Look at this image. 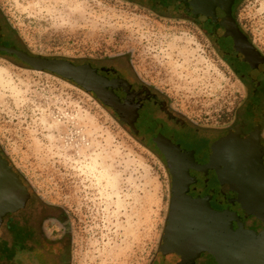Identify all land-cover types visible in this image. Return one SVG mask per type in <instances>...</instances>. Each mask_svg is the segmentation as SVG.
I'll return each mask as SVG.
<instances>
[{"label":"rangeland","instance_id":"rangeland-1","mask_svg":"<svg viewBox=\"0 0 264 264\" xmlns=\"http://www.w3.org/2000/svg\"><path fill=\"white\" fill-rule=\"evenodd\" d=\"M233 15L264 55V0H238ZM0 24L9 43L34 56L80 65L129 55L137 73L192 121L216 126L242 116L244 89L224 55L171 9L146 0H0ZM1 152L29 189L30 217L33 210L45 216L49 210L39 207L49 204L71 212L73 264L159 258L167 170L93 95L0 56ZM14 219L0 238V264H40L14 248L21 235L8 227Z\"/></svg>","mask_w":264,"mask_h":264},{"label":"water","instance_id":"water-1","mask_svg":"<svg viewBox=\"0 0 264 264\" xmlns=\"http://www.w3.org/2000/svg\"><path fill=\"white\" fill-rule=\"evenodd\" d=\"M146 1L163 10L171 9L174 15L199 27L229 62L232 55L249 64H264V57L233 17V6L238 0ZM0 53L16 57L35 72L55 74L93 93L103 106L117 113L122 123L129 124L130 119L136 118L129 102H120L112 92L117 82L99 76L89 65L32 56L3 45ZM240 119H249L244 108ZM238 126L235 132H228L212 145L208 164L200 167L191 160L190 167L202 172L214 170L220 186L236 195L234 201L239 204L243 218H254L260 226L246 228L236 213L212 209L209 197H189L185 182L188 175L184 173L187 163L165 156V167L171 177V199L159 247L162 256L175 255L179 264H194L202 254L211 256L216 264H264V146L256 138L237 131ZM131 130L134 132L133 126ZM158 147L162 151L163 145ZM30 202L29 189L0 153V238L6 236V217L26 210ZM17 217L29 224L28 211ZM25 239L26 232L21 233L14 248L37 258L32 243H25Z\"/></svg>","mask_w":264,"mask_h":264},{"label":"flooded vegetation","instance_id":"flooded-vegetation-1","mask_svg":"<svg viewBox=\"0 0 264 264\" xmlns=\"http://www.w3.org/2000/svg\"><path fill=\"white\" fill-rule=\"evenodd\" d=\"M0 45L21 50L5 39L2 24H0ZM260 54L264 57L262 52ZM0 56L14 58L18 63L26 66L14 56L5 53H0ZM224 60L243 86L245 95L243 108L248 112L249 119H240L232 124L223 122L216 126L192 121L182 111L175 108L163 92L152 86L137 73L129 55L100 58L95 62H83L80 65H89L99 76L106 78L108 81L117 82L112 92L120 102H129L132 109L135 110L136 118L135 120L130 119L129 124H125L120 122L114 110H109L114 118L123 124L139 143L150 147L151 151L162 160L164 166H166L165 156L169 159L183 160L187 163V170L184 173L188 175L185 182L188 185L186 194L189 197L193 199L209 197V205L212 209L234 212L246 228L256 229L260 224L254 218H243L239 204L234 201L236 195L230 193L227 187L220 186L214 170L209 169L202 172L190 167L191 160L200 167L208 164L209 150L212 145L218 139L227 135L228 132H235L237 125H239L237 131H241L245 136L256 138L264 146V125L258 120L259 117L264 116V64H249L242 59L234 58L232 55L230 62L226 57H224ZM38 73H46L66 83H71L69 80L55 74ZM83 91L85 92V90ZM89 94L95 96L93 93ZM131 126H133L134 132L131 130ZM159 144L163 145V153L158 147ZM1 155L5 159L2 152ZM167 173L169 176L170 202L171 177L168 170ZM39 208H45L49 212L45 216H41L40 212L42 210L40 212L33 210L28 225L26 222L20 221L19 217L14 218L21 213L31 211L29 210L32 209L31 206L18 214L8 215L5 222L14 219V225H8V227L20 230L21 233H25L27 229L29 230L28 240L32 243L40 264H73L75 220L72 218L71 212L64 208L60 209L55 204L41 205ZM233 227H237L236 222H233ZM157 256L159 257L157 260H155L156 258L150 260L147 256L145 264H179L180 262L175 255L162 256L159 253V248ZM194 264L216 263L208 254H202Z\"/></svg>","mask_w":264,"mask_h":264},{"label":"trees","instance_id":"trees-1","mask_svg":"<svg viewBox=\"0 0 264 264\" xmlns=\"http://www.w3.org/2000/svg\"><path fill=\"white\" fill-rule=\"evenodd\" d=\"M236 3H237V1L234 3V6L236 5ZM234 6H233V8H234ZM233 17H234V15H233ZM235 18V17H234Z\"/></svg>","mask_w":264,"mask_h":264}]
</instances>
